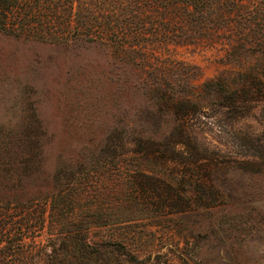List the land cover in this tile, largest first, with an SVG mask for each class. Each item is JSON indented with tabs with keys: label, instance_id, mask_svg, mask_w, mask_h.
Segmentation results:
<instances>
[{
	"label": "rangeland",
	"instance_id": "rangeland-1",
	"mask_svg": "<svg viewBox=\"0 0 264 264\" xmlns=\"http://www.w3.org/2000/svg\"><path fill=\"white\" fill-rule=\"evenodd\" d=\"M222 40L157 50L194 67L174 115L102 46L0 31V221L34 224L68 186L63 222L28 239L29 263L73 264L78 233L99 246L89 264H264V58L228 59ZM151 167L176 182L153 185Z\"/></svg>",
	"mask_w": 264,
	"mask_h": 264
},
{
	"label": "trees",
	"instance_id": "trees-1",
	"mask_svg": "<svg viewBox=\"0 0 264 264\" xmlns=\"http://www.w3.org/2000/svg\"><path fill=\"white\" fill-rule=\"evenodd\" d=\"M73 16L77 19L73 20ZM0 31L40 42L102 46L110 54L112 66L131 70V85L146 80L143 84L155 91L154 97L171 105V114L177 115L187 113V104L192 102L193 78L189 71L194 67L181 61L161 60L157 50L166 42L205 43L222 38L228 59L239 60L249 52L264 58V0H0ZM144 75L151 80L148 82ZM178 119L179 129L185 132V123ZM163 140H168L167 136ZM185 143L170 141L172 147ZM155 171V175L150 174V180H155L153 185L170 186L176 182L166 169ZM77 183L74 189H79ZM67 187L59 189V200L53 195L56 191L43 197L34 224L27 217H19L13 227L9 224L12 220L0 221V246L6 243L0 248V264H37L29 263L33 248H29L28 239L36 237L50 221L63 222L61 207ZM80 200L75 197L69 203L73 206ZM71 241L73 250L66 255L74 259L73 264L97 262L99 246L90 245L78 233L72 235ZM12 255L19 256L16 263L6 259Z\"/></svg>",
	"mask_w": 264,
	"mask_h": 264
}]
</instances>
